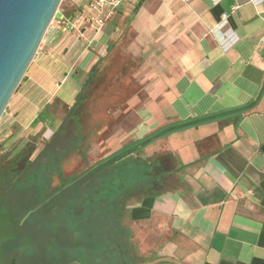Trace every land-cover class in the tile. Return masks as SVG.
<instances>
[{"label": "crops", "instance_id": "0c3cea01", "mask_svg": "<svg viewBox=\"0 0 264 264\" xmlns=\"http://www.w3.org/2000/svg\"><path fill=\"white\" fill-rule=\"evenodd\" d=\"M89 1L68 0L57 13L12 113L37 132L49 105L72 106L129 24L148 78L131 140L252 104L238 125L217 119L144 149L158 156L157 178L131 205L134 225L149 228L134 232L145 258L134 264H264V0H140L101 30L86 21Z\"/></svg>", "mask_w": 264, "mask_h": 264}, {"label": "rangeland", "instance_id": "374dc122", "mask_svg": "<svg viewBox=\"0 0 264 264\" xmlns=\"http://www.w3.org/2000/svg\"><path fill=\"white\" fill-rule=\"evenodd\" d=\"M67 3L62 0L57 13ZM134 35L125 24L84 79L75 103L49 105L33 123L44 124L37 132L21 125L11 108L27 70L0 118V264H134L145 259L142 239L134 232L149 228L134 225L129 217L138 192L120 202L94 198L109 170L88 174L131 141L139 105L147 98V58L131 50ZM30 141L36 142L35 152L19 160L20 170L12 173L10 161ZM157 157L138 155L147 163Z\"/></svg>", "mask_w": 264, "mask_h": 264}, {"label": "trees", "instance_id": "16d2710c", "mask_svg": "<svg viewBox=\"0 0 264 264\" xmlns=\"http://www.w3.org/2000/svg\"><path fill=\"white\" fill-rule=\"evenodd\" d=\"M250 107H252V104L249 103L232 109H225L216 113H209L203 116H196L172 122L156 129L155 131L145 135L144 137L137 138L129 141L126 144H123L117 150L111 152L109 155L101 159L94 167L89 170L88 174L90 176L100 174L106 169L109 170V172H107L103 179L101 178V180L99 181V189L97 193L93 194L94 198H108L112 202L117 200L118 202H120L123 200L122 198L126 194H129V196H131L130 192L132 194L131 197L134 196L135 192H138L135 197L142 196L149 189L147 181L151 178H157L156 173H154L153 171L154 167L157 165V161H154V163L151 162V165H149V162L147 163L144 161H140V159L138 158V155L142 153L144 149L147 148L151 143L160 138L167 137L177 131H181L193 126L206 124L217 119L224 118L225 120L232 121L235 123V125H238L243 112L247 111ZM35 150L36 142H28L23 147V149L14 157V159L10 161L12 164L9 170L12 173L16 174L19 169L17 162L24 156L30 158ZM29 165L30 163H27L24 166V170H26ZM70 184L71 183H68L67 185ZM127 233L128 236H131L130 232ZM117 243L119 244V241H117ZM119 246L120 249L118 250V252L121 253L122 245L119 244ZM89 262L91 261H87L86 263Z\"/></svg>", "mask_w": 264, "mask_h": 264}, {"label": "water", "instance_id": "95a60500", "mask_svg": "<svg viewBox=\"0 0 264 264\" xmlns=\"http://www.w3.org/2000/svg\"><path fill=\"white\" fill-rule=\"evenodd\" d=\"M61 2L0 0V118L37 54Z\"/></svg>", "mask_w": 264, "mask_h": 264}, {"label": "built area", "instance_id": "2783aa9c", "mask_svg": "<svg viewBox=\"0 0 264 264\" xmlns=\"http://www.w3.org/2000/svg\"><path fill=\"white\" fill-rule=\"evenodd\" d=\"M140 0H90L88 7L90 15H87L86 21L95 29L101 30L112 20L125 5L136 6ZM260 1V0H253ZM227 14L223 15V19ZM80 16H78V19Z\"/></svg>", "mask_w": 264, "mask_h": 264}, {"label": "flooded vegetation", "instance_id": "af4514ba", "mask_svg": "<svg viewBox=\"0 0 264 264\" xmlns=\"http://www.w3.org/2000/svg\"><path fill=\"white\" fill-rule=\"evenodd\" d=\"M73 264H76V263H73Z\"/></svg>", "mask_w": 264, "mask_h": 264}]
</instances>
